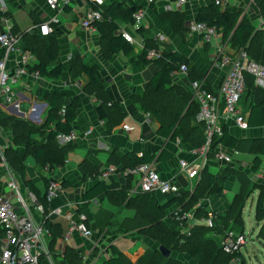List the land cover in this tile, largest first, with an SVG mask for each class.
I'll return each mask as SVG.
<instances>
[{"label":"trees","instance_id":"16d2710c","mask_svg":"<svg viewBox=\"0 0 264 264\" xmlns=\"http://www.w3.org/2000/svg\"><path fill=\"white\" fill-rule=\"evenodd\" d=\"M260 13L264 17V0H255ZM90 7L101 9L103 20L95 22L103 41V52L107 57L122 53L128 64L146 65L155 63L158 67L147 84L146 93L139 98V104L144 112L150 113L160 123L158 134L160 136L176 140L182 137L193 148L200 147L205 142L204 125L197 120L199 103L193 99V92L183 85L173 80L172 72L179 70L183 64L188 67V81L201 80L205 74L197 69L195 62L177 49L169 46L166 42L154 40V36L149 29L139 26L137 31L145 35L143 47L138 51L135 44L130 43L122 35L123 24L134 25V14L140 5L135 0H109L98 6L89 0ZM69 3L63 9L69 11ZM161 21L169 25L172 30L179 34L186 43L192 41V31L188 26L184 12L175 10L159 13L154 3L150 4ZM242 10L235 5H227L224 9L216 5L214 0L209 5L201 6L196 21L205 22L222 31L225 39H229L231 47L235 52L242 49L257 61L264 64V29L256 28L247 17H242ZM33 25L35 31L19 30L13 24L12 31L20 34V45L24 52H29L37 57L36 63L30 67L31 71H39L42 77L59 78L68 69L71 77L86 75L87 86L85 90L94 95L98 100L96 109L101 119L106 120V125H110L113 118L121 119L123 115L122 106L118 101L110 99L107 95V83L98 76V63H90L80 57L75 50L69 60V66L58 60L59 55V23H52L54 31L49 35H42L38 30L41 21H36ZM209 43H205L204 51L209 50ZM152 49L161 50L159 56L148 58ZM4 49L0 48V57L3 56ZM206 88L213 91V87L208 82ZM254 79L247 75V87L242 96L241 104L248 114L250 127L264 126V101L254 103ZM50 111L47 120L41 124H36L26 118L9 115L0 110V125L9 126L12 133L13 146L5 150V158L9 167L23 181L24 186L32 192L42 205L40 212L41 223L51 233L50 248L54 250L58 238L65 235L68 227L61 220H55L50 216V201L47 198V187L52 179H55L54 169L66 165L73 144H61L56 135L58 132L69 133L75 128L85 130L86 127L76 125L78 104L80 95H75L67 101V94L60 91L49 92L45 95ZM217 142L233 149L250 152L254 155L249 163L251 173L257 174L264 167V137H237L230 132V128L224 125L222 136ZM22 149H17V147ZM162 153V157L168 156ZM170 153V152H169ZM160 156V157H161ZM32 157L36 173L44 182V189L40 188L28 173L27 158ZM123 162L124 168H133L137 165L149 162L154 159V155L144 152L143 156H138V152H130ZM81 165L84 167L86 177L91 176L97 179L87 191H85L80 201L77 203L76 211L84 203L94 199H104L108 196H115L116 203L120 206L133 205L136 207L138 215V225L135 230L142 234L139 238L148 237L155 243V247L149 248L145 260L133 262L127 258L118 245L110 244L107 248L109 256L102 260L101 264H189L185 260L172 256L173 252H185L189 258L197 260V264H231L233 259H238L236 264H248L242 251L228 253L223 248V239L229 231L245 233L246 223L243 217L244 207L249 197L259 190L256 203V218L258 221L264 220V194L262 192V182L252 180L249 174L245 175L229 165L221 168L215 174L209 171L208 166L203 169L202 177L193 192L187 191L181 196L169 199L161 203L154 192H139L133 197H129L131 184L125 185L121 189H113L109 183L98 179L101 171L89 160L85 159ZM232 174L240 179L241 189L235 194L231 207L223 212H216L208 209L209 202L214 195L225 196V180ZM264 180V168L262 171ZM64 189L72 185L66 178H59ZM2 180L0 179V193L2 190ZM203 203L200 205V201ZM181 202V210L194 212V217L208 218L212 216L213 226L196 224L190 228V234L182 233L180 221L168 210ZM205 201V202H204ZM89 225V220H87ZM90 226V225H89ZM102 228V227H101ZM264 229V227H262ZM1 229V228H0ZM104 228L100 229L103 232ZM128 233V229H124ZM261 233V231H260ZM163 245L170 249L172 254L165 257L159 250ZM55 251V250H54ZM55 264H85L82 260L80 250L66 246L65 252H53ZM143 260V261H142ZM95 264V263H89ZM191 264V263H190Z\"/></svg>","mask_w":264,"mask_h":264},{"label":"crops","instance_id":"0c3cea01","mask_svg":"<svg viewBox=\"0 0 264 264\" xmlns=\"http://www.w3.org/2000/svg\"><path fill=\"white\" fill-rule=\"evenodd\" d=\"M170 1L171 0H155L154 4L157 11L159 13L169 12L165 7ZM211 1L212 0H189L188 3L184 4L182 7L171 11L179 10L184 12L188 22L195 20L199 14L200 7L209 5ZM135 2L140 5V7H149L147 11L148 18L144 27L153 32V34H162L165 38L164 42L168 43L170 47L190 57L195 62L197 69L205 74L203 78L206 77L211 86L215 88L220 82L224 71L220 68L219 70L217 69V78L214 81L209 79V73L213 62H211L210 58L206 57V54L209 51L213 53V47L210 45L209 50L204 51L205 43L197 34H192V41L186 43L169 25L161 21L157 12L150 7L147 0H135ZM88 3L89 0H72L69 2V11L63 8L54 11L49 7L46 0H0V10L3 7L1 15L8 18V23L10 25L13 26V24H16L19 26L16 28H19L21 31L29 30L33 33L35 29L32 27L36 25V21L42 20L43 22L50 20L52 17H56L58 20L56 23L60 24V30L58 31V60L66 66H69V56L77 50L84 61L98 63L100 67L97 70V74L107 83V95L110 99L118 101L123 109L121 119L113 118L110 125H106V120L104 119L105 123H100L101 118L96 109L98 99L85 90L87 86L86 75H79L73 78L68 69L65 70L59 78L42 77L39 80L27 78L26 84L28 86H21L18 88L20 96L28 106L25 109L26 111L30 109L31 105L35 104L36 111L31 120L36 124H41L47 120L50 105L45 95L49 92H64L67 94V101H70L75 95H80L81 97L78 104V119L76 125L82 124L86 129L81 130V128H79L78 138L73 143L74 147L70 151L66 165L54 169L55 177L66 178L72 185L59 191L57 197L50 202V208L55 209L59 206L70 207L69 203L77 207V203L80 201L82 194L97 182V179H92L91 176L86 177L84 167L81 165L82 161L85 159L89 160L100 169L101 173L98 179L106 181L113 189H121L125 185L131 184L129 197H133L135 194L139 193L134 191V188L138 185L139 176L126 174L129 168L126 169V167L124 168L123 166V162L128 158V153L134 151L138 152V156L140 152H149L151 155H154V159L152 160L154 162V169L161 174L162 178L169 180L170 183L178 189V192H180L178 196L183 195L187 191L193 192L202 177V172L205 167L208 166L210 172L217 174L221 168L228 165H221L214 160H209L201 169L200 179L192 180L186 177V174L182 172L180 168V160L188 159V161H192L195 159V156L190 153L192 146L180 136H178L176 140L160 136L157 132L160 127L159 121L151 115L147 121L146 117L148 112H144L139 104V98L145 95L147 84L158 69L157 65L155 63L146 65L128 64L126 57L122 53L107 57L103 52V41L97 26H95V29H87L81 25L84 15L90 8ZM227 5L240 7L242 10V17L249 18L256 28L264 29V17L260 13L255 0H227L225 5L222 6V9ZM24 10H26L28 15L20 17L19 13L25 12ZM123 27L133 34L138 43L144 41L145 35L137 31L138 27L130 23L123 24ZM4 28V23L0 21V32ZM219 36L220 44L228 53L235 52L229 43L230 37L225 39L222 31H220ZM193 42H195V44H193ZM139 46L140 45H135L138 51L141 49ZM198 57L201 60L206 59L204 60L207 61L205 62L206 64L203 62L197 63ZM205 65L208 67L206 73L203 72ZM181 81L189 83L188 77H181L179 81L175 82L178 83ZM253 101L254 103L264 101V89L255 86ZM124 124L131 125L133 128L127 131L123 128ZM89 128L92 129L91 134H87V129ZM230 132L235 136L240 132L241 136L239 137H264V126L250 127V129L246 131V134L245 131L232 126ZM1 138L3 143L1 142ZM10 142H12L11 128L9 126L0 125V153L2 154V157L0 156V179L2 183H8V179H12L17 183H23L18 174H16L15 171L9 167L7 161L4 160L6 148L13 146V142L9 145ZM2 144H6V146ZM228 148L233 157V162L229 164L230 167L236 168L245 175L249 174L252 179H262L261 173L263 170L259 171L257 174L251 173L249 163L245 166L238 160L243 151L231 147ZM17 149H22V147L19 146ZM165 151H167L165 154L168 156L162 157L161 155ZM122 159V164H119V161ZM200 161L202 162V160ZM27 165L30 177L40 188L44 189V182L36 173L32 157L27 158ZM109 169L112 170L110 175L107 178H103L102 173ZM10 173L13 174L12 177H10ZM224 183L225 196L220 197L214 195L211 199H207L209 202L208 209H213L216 212H223L231 207V202L235 196L233 192H235L236 183H238L237 175H230ZM189 185H191V187H188ZM156 195L161 203H165L169 199L177 197L175 195L164 197L160 193H156ZM115 198V196H108L104 199H94L91 202L82 204L80 211H84L88 215L89 225L94 230V235L90 239H86L79 234H74L66 242L63 250L58 249L56 244L54 246L55 251L50 248L52 253H63L65 252L66 246H70L80 250L81 253H83L84 250L92 253L93 256H90V258L93 257L94 259L92 263L101 264L102 260L110 255L107 251L108 246L115 243L127 258L133 262H139L146 255L147 249H153L156 245L150 239H147V237L139 238V236H137L139 239L136 238V234H133L138 226L136 207L133 205L120 206L116 203ZM202 203L203 200L200 201V205ZM177 206H181V202L177 201L168 212H172ZM33 212L36 220L41 221L40 213H37L35 209ZM53 219L61 220L69 227V222L64 217H55ZM206 219L207 218L204 217H193L190 219V226L192 227L196 224L206 225ZM101 227L104 228L103 232H100V229H102ZM111 227L114 228L111 229V234L108 235V230ZM124 229H128V233L124 232ZM120 238H131L135 242H142L143 244L136 247L132 252L127 249H122L118 244V239ZM59 239L60 238H58V240Z\"/></svg>","mask_w":264,"mask_h":264},{"label":"built area","instance_id":"2783aa9c","mask_svg":"<svg viewBox=\"0 0 264 264\" xmlns=\"http://www.w3.org/2000/svg\"><path fill=\"white\" fill-rule=\"evenodd\" d=\"M72 0H46L52 10H60ZM98 6L104 4L105 0H91ZM189 0H171L165 7L171 11L182 7ZM155 0H147L150 5ZM216 5L224 6L227 0H214ZM0 21L5 28L0 32V47L4 49L3 56L0 57V110L6 114L32 119L35 113V104L30 106L28 111L22 108L24 100L18 92L21 86H28L26 79L39 80L42 78L39 71H31L37 57L29 52H24L20 45V35L12 31V25L8 23V18L1 15ZM148 18L147 8H139L134 14V26H144ZM103 20L101 9L90 7L84 15L81 25L87 29H95V22ZM53 22H58L56 17L43 21L38 25V30L44 36L54 31ZM188 26L193 34L201 37L204 43H209L213 47L215 59L213 65L223 69L220 82L210 91L206 88L208 80L189 81L190 89L193 92V99L199 103L197 120L204 125L205 142L200 147H192L190 153L195 159L180 160V168L188 179H200V172L203 165L209 160H214L221 165H229L233 162L229 148L221 142H217L222 136L224 125L229 128L232 126L245 131L250 129L248 123V113L244 111L241 104L242 96L247 87V75L253 76L256 87L264 89V64L252 58L244 49L228 53L220 44V32L217 27L205 22L191 20ZM122 35L132 44L143 47V42L138 43L132 33L124 27L121 28ZM154 40L164 42L165 38L158 33ZM161 50L152 49L149 51L148 58L152 59L159 56ZM72 54L69 56L71 59ZM188 67L183 64L179 70L172 72L176 79L188 76ZM177 80V81H178ZM150 114H147V121ZM32 121V120H31ZM100 123L105 121L101 119ZM123 128L127 131L133 127L124 124ZM230 128V129H231ZM79 129L75 128L69 133L58 132L56 137L61 144H73L77 138ZM92 129H87V134H91ZM144 153L140 152L139 156ZM2 157V154L0 153ZM202 160V162L200 161ZM112 170L102 173L103 178H107ZM126 174L138 175V185L134 188L135 192H154L163 196L180 195L178 189L169 180L162 178L161 174L154 169V162H144L136 167L129 168ZM10 173V177H12ZM8 183H3L0 193V264H55L53 253L50 249L51 233L42 225L41 221L36 220L34 209L42 212L43 207L38 202L37 197L26 189L23 183H17L8 179ZM64 188L59 178L52 179L47 187V198L51 202L57 197L59 191ZM27 199L31 201L34 209L31 208ZM70 207L59 206L50 209L52 218L64 217L69 222V227L56 246L63 250L66 242L74 235L79 234L86 239L94 235V230L88 225V215L84 211H76L75 205L69 203ZM70 208V209H68ZM68 209V210H67ZM181 206H177L172 213L180 221L182 233L190 234V219L194 217L193 211L182 212ZM39 212V213H40ZM206 225L213 226L212 216L206 219ZM246 233L229 231L223 239V248L228 253L242 251L246 246ZM92 253H82V260L85 264L93 262ZM238 259H233L231 264H236Z\"/></svg>","mask_w":264,"mask_h":264},{"label":"rangeland","instance_id":"374dc122","mask_svg":"<svg viewBox=\"0 0 264 264\" xmlns=\"http://www.w3.org/2000/svg\"><path fill=\"white\" fill-rule=\"evenodd\" d=\"M105 1H107V0H105ZM146 8H147V11H148L149 7H146ZM1 9L3 10V7ZM24 11L25 12H20L19 13L20 17L28 15L26 10H24ZM193 35H196V34H193ZM193 44H195V42H193ZM206 57L210 58L211 62H213V60L215 59V54L209 51L206 54ZM204 60H206V59L201 60L198 57V60L196 62L197 63L203 62L204 64H206L205 62H207V61H204ZM217 69L219 70V68L216 65H212L211 66V71L209 73V79L210 80L214 81L217 78ZM207 71H208V67L205 65V68H204L203 72L206 73ZM173 80L177 81L178 79H176V77L174 76ZM178 83L184 85L187 89L190 88V84L187 83L186 81H181V82H178ZM27 107L28 106L25 103L22 106V108L24 110ZM35 109H36V107H35ZM237 136L238 137L241 136V133L239 132L237 134ZM1 142H2V138H1ZM11 143L12 142H10L9 145H11ZM2 145L6 146V144H2ZM252 158H253V154L252 153L243 151L242 155L239 156L238 160H240V162L243 165L247 166L248 163H250V161H252ZM4 160H6L5 157H4ZM30 160H31V158H30ZM263 168L261 170H263ZM252 180L255 181L256 179L253 178ZM240 181L241 180L239 179L238 183H236V188H235V192H233V195L238 193V191L241 189ZM258 181L263 183L262 184V187H263L262 192L264 194V180H263V178L262 179L258 178ZM188 187H191V185H189ZM188 187H187V189H188ZM258 193H259V190H255L254 194L249 197V199L246 202V205L244 207V211H243V217H244V220H245V223H246L245 232H246V238H247V243H246V246H244V248H243V253L245 255V258H246L248 264H264V229L262 228V227H264V220L258 221L257 218H256V203H257V199H258ZM27 202L30 204L31 208L33 209L34 206L31 203V201L29 199H27ZM36 211H37V213L40 212L37 209H36ZM140 226H141V224L138 225V227H140ZM112 228H114V227H111L108 230V235L111 234L110 232H111ZM260 231H261V233H260ZM134 232H136V231L134 230ZM137 234L139 236L142 235V234H139V233H137ZM136 238L139 239L137 236H136ZM147 239H150V238L147 237ZM262 239H263V241H262ZM118 244L122 247V249H127V250H130V251L133 252V250L136 249V247H139L143 243L142 242L141 243H137L131 238H120V239H118ZM147 244H148V242H147ZM148 250L149 249H147V251ZM175 254H176V256H175ZM146 256H147V254L142 259L145 260ZM172 256L177 257L178 259H181V260H185L189 264L190 263L191 264H197V260L195 261L193 258L192 259L189 258V256L185 252H182V253L181 252L180 253L179 252H173ZM186 259H188V260H186ZM53 261L55 263L54 257H53Z\"/></svg>","mask_w":264,"mask_h":264},{"label":"water","instance_id":"95a60500","mask_svg":"<svg viewBox=\"0 0 264 264\" xmlns=\"http://www.w3.org/2000/svg\"><path fill=\"white\" fill-rule=\"evenodd\" d=\"M158 248L160 252L162 253V255H164L165 257H169L172 254L171 250L166 248L163 245H160Z\"/></svg>","mask_w":264,"mask_h":264}]
</instances>
